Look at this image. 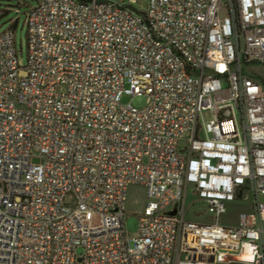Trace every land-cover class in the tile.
<instances>
[{"label": "built area", "instance_id": "built-area-1", "mask_svg": "<svg viewBox=\"0 0 264 264\" xmlns=\"http://www.w3.org/2000/svg\"><path fill=\"white\" fill-rule=\"evenodd\" d=\"M137 3L40 0L26 63L0 35V264H264V0Z\"/></svg>", "mask_w": 264, "mask_h": 264}, {"label": "rangeland", "instance_id": "rangeland-1", "mask_svg": "<svg viewBox=\"0 0 264 264\" xmlns=\"http://www.w3.org/2000/svg\"><path fill=\"white\" fill-rule=\"evenodd\" d=\"M40 0H0V9L6 6L11 8L7 14L0 18V35L2 32L12 25V21L17 20L14 27L15 47L19 58L27 62L28 53V29L25 23L26 12L31 6L37 4ZM147 0H138V6L145 7ZM245 73L257 79L264 88V62L252 63L245 66ZM124 102H131L139 108L147 105V96H124ZM194 196L191 195L187 204H191ZM148 201L146 187L141 184H131L127 190L126 201V227L129 233L134 234L138 228L139 218L136 215L138 211L144 209ZM251 200L246 198L235 203H231L227 207V212L222 216L221 223L236 225L239 222L240 214L250 208ZM186 218L198 221H211L212 217L209 209L203 202H197L187 209Z\"/></svg>", "mask_w": 264, "mask_h": 264}, {"label": "trees", "instance_id": "trees-1", "mask_svg": "<svg viewBox=\"0 0 264 264\" xmlns=\"http://www.w3.org/2000/svg\"><path fill=\"white\" fill-rule=\"evenodd\" d=\"M6 7H7V6H6ZM9 11H11V9H7V8L2 9V16H1V17H3V16H4L5 14H7ZM26 13H27V12H26ZM16 23H17V20L12 21V25H11L10 27L14 29Z\"/></svg>", "mask_w": 264, "mask_h": 264}]
</instances>
